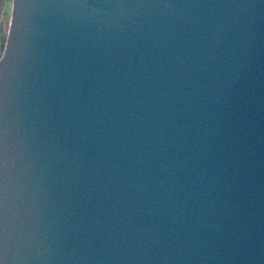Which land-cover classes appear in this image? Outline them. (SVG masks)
<instances>
[{
	"label": "water",
	"instance_id": "95a60500",
	"mask_svg": "<svg viewBox=\"0 0 264 264\" xmlns=\"http://www.w3.org/2000/svg\"><path fill=\"white\" fill-rule=\"evenodd\" d=\"M0 264H264V0H12Z\"/></svg>",
	"mask_w": 264,
	"mask_h": 264
},
{
	"label": "rangeland",
	"instance_id": "374dc122",
	"mask_svg": "<svg viewBox=\"0 0 264 264\" xmlns=\"http://www.w3.org/2000/svg\"><path fill=\"white\" fill-rule=\"evenodd\" d=\"M7 2L9 4V0H7ZM4 3H5V1L3 2L2 6L0 8V54H1V56L3 55L4 49H5L7 34H8V30H7V34L5 35V29H6V20H5L6 17H5V15L7 13V7L4 6Z\"/></svg>",
	"mask_w": 264,
	"mask_h": 264
},
{
	"label": "crops",
	"instance_id": "0c3cea01",
	"mask_svg": "<svg viewBox=\"0 0 264 264\" xmlns=\"http://www.w3.org/2000/svg\"><path fill=\"white\" fill-rule=\"evenodd\" d=\"M4 1H5L4 6L7 7V13H6V15L4 14L5 17H6L5 18V20H6L5 35H6L7 34V30L9 28L10 20H11L12 0H9V4H8L7 0H0V8H1V6H2V4H3ZM0 58H1V54H0Z\"/></svg>",
	"mask_w": 264,
	"mask_h": 264
}]
</instances>
